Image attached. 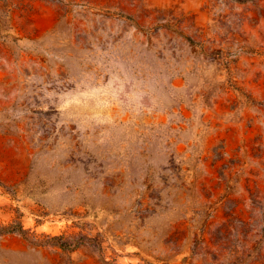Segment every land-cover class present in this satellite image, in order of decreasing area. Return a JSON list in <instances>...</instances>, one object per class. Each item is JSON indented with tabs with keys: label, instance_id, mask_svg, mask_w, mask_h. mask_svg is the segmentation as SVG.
<instances>
[{
	"label": "rangeland",
	"instance_id": "1",
	"mask_svg": "<svg viewBox=\"0 0 264 264\" xmlns=\"http://www.w3.org/2000/svg\"><path fill=\"white\" fill-rule=\"evenodd\" d=\"M0 264H264V0H0Z\"/></svg>",
	"mask_w": 264,
	"mask_h": 264
}]
</instances>
